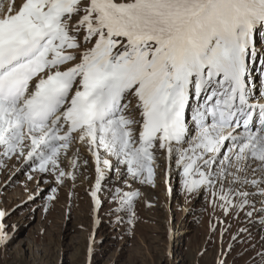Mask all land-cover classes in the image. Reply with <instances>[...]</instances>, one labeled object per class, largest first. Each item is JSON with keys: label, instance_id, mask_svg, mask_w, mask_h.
I'll return each instance as SVG.
<instances>
[{"label": "snow or ice", "instance_id": "6c2138e0", "mask_svg": "<svg viewBox=\"0 0 264 264\" xmlns=\"http://www.w3.org/2000/svg\"><path fill=\"white\" fill-rule=\"evenodd\" d=\"M14 7L10 0L0 15V157L30 161L58 185H74L85 147L95 165L94 208L114 171L110 194L131 223L140 196L131 184L155 186L162 152L166 175L174 162L185 193L211 190L213 208L243 214L245 226L232 237L242 245L237 255L264 264V102H253L248 63L260 60L264 83V49L254 40L264 31V0H22ZM233 249L218 264H230Z\"/></svg>", "mask_w": 264, "mask_h": 264}, {"label": "rangeland", "instance_id": "374dc122", "mask_svg": "<svg viewBox=\"0 0 264 264\" xmlns=\"http://www.w3.org/2000/svg\"><path fill=\"white\" fill-rule=\"evenodd\" d=\"M9 2L0 5V15ZM18 3L22 0H15L14 8ZM262 38L264 31L254 35L258 51L264 49ZM248 63L253 69V102H258L256 95L264 86L260 60ZM192 125L191 135H195ZM80 152L82 167L74 185L71 180L58 185L55 175L33 171L30 161L0 157V211L5 213L0 223L7 235L6 241H0V264H218L230 243L234 245L227 257L230 264H244L247 257L237 255L242 245L232 240L245 226L243 214L237 219L213 208L211 190L185 193L174 162L173 175H166L169 163L164 153H158L155 186L131 184L140 196L129 223L131 213L119 210L110 194L117 186L114 171L111 183H105L99 193L100 207L94 208L90 190L95 165L85 147ZM62 167L68 170L67 161ZM118 186L130 190L123 181ZM52 195L55 199L48 200Z\"/></svg>", "mask_w": 264, "mask_h": 264}, {"label": "bare ground", "instance_id": "6f19581e", "mask_svg": "<svg viewBox=\"0 0 264 264\" xmlns=\"http://www.w3.org/2000/svg\"><path fill=\"white\" fill-rule=\"evenodd\" d=\"M5 0H3V2H4ZM10 3V2H9ZM19 4V3H18ZM19 6H20V4H19ZM19 8V7H18ZM18 8H14V11L15 10H17ZM4 9V8H3ZM3 14H6V12L5 13H2L1 15H3ZM252 88H253V92H254V90H255V85H250ZM260 91V90H259ZM261 93H264L263 91L262 92H260V93H258L257 95H256V97H258V98H260V100L258 101V102H264V101H261V97H260V94ZM195 106V103L193 102V104H192V107H194ZM192 107H190L189 108V113L190 114H188V115H191L192 116ZM187 122H188V125H189V127L191 128V124H193L194 126H195V124L192 122V120H191V118H190V120H188L187 119ZM190 122V123H189ZM192 125V126H193ZM66 163V162H65ZM66 167V166H65ZM86 171V170H85Z\"/></svg>", "mask_w": 264, "mask_h": 264}]
</instances>
